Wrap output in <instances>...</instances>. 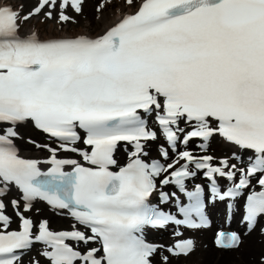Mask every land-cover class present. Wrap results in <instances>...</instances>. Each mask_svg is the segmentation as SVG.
Instances as JSON below:
<instances>
[{
	"label": "snow or ice",
	"instance_id": "obj_1",
	"mask_svg": "<svg viewBox=\"0 0 264 264\" xmlns=\"http://www.w3.org/2000/svg\"><path fill=\"white\" fill-rule=\"evenodd\" d=\"M126 3L131 6L133 0ZM82 4L60 0L59 22H74L65 10L81 13ZM46 7L55 9L57 0H39L24 16L10 6L0 7V196L8 185H15L23 194L24 211H31L33 201L44 200L53 208L67 209L86 231L73 225L72 231L54 232L47 220L37 227L16 200L11 203L21 227L9 231L11 219L0 200V264H21L22 252L36 243L44 245L41 255L48 264H152L157 246L143 238L145 226L208 225L199 185L186 192L191 203L180 209L183 220L148 202L162 173H169L162 185L174 183L186 191L185 178L196 174L189 165L206 170L213 199L239 195L258 174L264 189V0H141L137 11L96 38L42 40L35 32L21 36V21L41 12L52 19ZM142 112L156 113L173 151L181 141L183 120L194 122L182 139L184 145L194 138L207 142L220 136L252 150L254 161L245 171L226 159L214 166L213 156L185 150L167 165L145 163L144 143L155 140L157 133L148 128ZM26 121L60 140L62 150L78 152L91 167L57 159L51 148L47 172L40 161L22 158L15 139L17 127ZM81 140L90 151L75 147ZM121 142L134 150L126 166L112 171ZM200 147L206 151L207 144ZM168 155L162 148L165 160ZM66 165L73 166L72 172L64 171ZM237 171L239 182L221 193L216 177L235 180ZM160 196L164 202L169 198L163 191ZM260 215L264 190L248 197L249 224ZM70 240L99 242L101 247L81 252ZM239 243L236 233L220 232L216 240L221 248ZM193 248L194 242L185 240L168 251L187 255ZM163 260L167 264L168 257Z\"/></svg>",
	"mask_w": 264,
	"mask_h": 264
},
{
	"label": "bare ground",
	"instance_id": "obj_2",
	"mask_svg": "<svg viewBox=\"0 0 264 264\" xmlns=\"http://www.w3.org/2000/svg\"><path fill=\"white\" fill-rule=\"evenodd\" d=\"M28 0H12L13 3H28ZM128 5H125L122 2H114L111 1L109 3H105L103 8H100L99 11L96 13H93L89 16H86L85 18L79 19L78 26H74L70 23H66L58 27L57 24L53 23L52 21H48L47 24H38L33 17L27 21H25V24L28 25L30 28L34 25H37L38 30L43 31L45 34V31L47 33H54V34H76V33H82V32H89L93 31L95 33L100 32L102 29H104L106 26L111 24L114 20L117 19L119 15V11L117 8L120 9L126 8ZM129 9V8H128ZM86 13V11H85ZM21 130H27V127H22ZM29 131V130H27ZM27 134V133H26ZM32 137L28 136L24 140V152L32 154L34 150L30 148L28 145H32L34 143L30 142L32 141ZM216 142L217 140L214 139ZM214 143L211 144L212 148H214ZM230 147L227 143L220 141L219 149L221 150H228ZM40 154V153H39ZM253 230H251L247 235H249ZM173 233V232H172ZM195 240L197 242L198 249L195 250L196 252L194 255L191 252L187 254V256L180 258L178 260H174L172 256H169V252L167 248H162L160 250V257L154 258L155 264H165L163 257H168L167 264H182V263H194V264H209L210 262L212 264H226L227 261L230 259H233V264H237L241 261L243 264H264V257L261 253L262 247L264 246V234L261 232H257L253 237H248L246 239L245 236V242H244V248L243 250H237L236 253H224L220 256L212 255L210 254V250L206 247V244L204 247H202L203 243L206 241L205 238L201 236L199 232L193 233ZM161 241V240H159ZM164 246L166 247L169 239H167L165 242L161 241ZM201 248V249H200ZM200 249V250H199ZM180 257V256H178ZM173 259V260H172ZM185 259V260H184ZM224 262V263H223Z\"/></svg>",
	"mask_w": 264,
	"mask_h": 264
},
{
	"label": "rangeland",
	"instance_id": "obj_3",
	"mask_svg": "<svg viewBox=\"0 0 264 264\" xmlns=\"http://www.w3.org/2000/svg\"><path fill=\"white\" fill-rule=\"evenodd\" d=\"M90 1H91V0H86V2L84 3V6H85V5H86V6L89 5V6L92 7V4L90 3ZM36 20L38 21V22H37L38 24H39V23H44V22H40V19H39V18H37ZM45 22H46V21H45ZM42 25H43V24H42ZM24 133H25V131H24ZM31 134L34 135V133H32V132H31ZM242 245H243V244H242ZM224 252H225V251H223V253H224ZM215 263H216V262H215ZM215 263H214V264H215ZM223 263H224V262H223ZM206 264H207V263H206ZM209 264H212V263L210 262ZM226 264H229V261H227Z\"/></svg>",
	"mask_w": 264,
	"mask_h": 264
}]
</instances>
